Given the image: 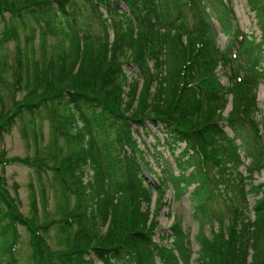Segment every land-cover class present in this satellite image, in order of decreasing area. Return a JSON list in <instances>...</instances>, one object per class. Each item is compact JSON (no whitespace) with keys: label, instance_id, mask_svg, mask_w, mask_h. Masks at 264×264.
Masks as SVG:
<instances>
[{"label":"trees","instance_id":"obj_1","mask_svg":"<svg viewBox=\"0 0 264 264\" xmlns=\"http://www.w3.org/2000/svg\"><path fill=\"white\" fill-rule=\"evenodd\" d=\"M219 1L236 15L229 0ZM206 2L0 0V17L10 15L0 34V140L18 118L32 126L40 123V139L34 128L35 156H9L1 149L0 166L33 168L43 209L50 192L55 201L54 211L40 218L31 184V216L25 215L5 172L0 173V264H264V195L254 219L247 201L249 190L264 193V187L240 171V126L258 141L264 160L263 128L256 119L258 85L235 64L237 49L251 41L238 29V48H221L213 18L220 23L224 18L215 17ZM248 2L258 15L264 45V0ZM187 10L194 26H188ZM94 20L102 24L100 35L92 30ZM49 34L57 35L55 44ZM10 41L15 42V65L8 61ZM127 67L137 73L128 75ZM219 67L227 68L229 85L221 82ZM251 69L264 75L255 64ZM44 120L51 136L42 150ZM76 130L83 134L72 143ZM144 136L153 138V150ZM160 147L175 158L177 169ZM148 155L162 168L159 184L143 176L144 168L153 170ZM263 167V162L249 166L250 177ZM49 174L51 191L43 179ZM167 182L179 195L201 198L196 213L221 225L212 238L196 237L193 261L180 221L154 241L160 225L152 217L154 192L164 193ZM162 196L155 200L158 211L166 204ZM209 202L217 207L202 211ZM20 225L30 235L25 263L18 255Z\"/></svg>","mask_w":264,"mask_h":264},{"label":"rangeland","instance_id":"obj_2","mask_svg":"<svg viewBox=\"0 0 264 264\" xmlns=\"http://www.w3.org/2000/svg\"><path fill=\"white\" fill-rule=\"evenodd\" d=\"M230 6H233L235 10V14L230 13V10L226 5H224L219 0H207V6H209L213 13H215V17L224 18L221 23L213 18L214 26L216 28V35L214 36L217 40L218 44L221 48H227V50L238 48V29L247 33L250 39V44L245 46L244 48H238L239 51V59L236 61V67L241 70V74L245 76L254 77L255 83L258 85V100L259 106L261 108V112L257 114L256 119L260 120L259 125L263 128L264 135V75L262 77L256 74V71L252 70L253 64H255L258 71H264V45L260 42L262 36V30L260 23L258 21V15L251 8L248 0H229ZM188 26L195 25V19H193L192 13L187 10ZM9 14H5L4 17H0V34L3 32L7 23L9 21ZM221 16V17H220ZM259 18L263 20L262 14L259 13ZM264 21V20H263ZM92 30L95 35L102 34V24L98 20L93 21ZM111 40L114 38V33L112 27L109 29ZM49 43L55 44L57 42V35L49 34L48 36ZM40 37L35 40L36 49L39 48ZM8 61L10 64L15 65V42L10 41L8 43ZM241 65V67L238 66ZM252 65V66H250ZM227 68L219 67L218 73L221 76V82L225 85H229V78L226 75L225 71ZM128 75H135L137 73L134 67H127ZM7 77L9 80H12V70L7 71ZM8 93V91H7ZM24 93H18V98L23 97ZM231 108V103L227 108V111ZM36 127V131L38 133V138L40 139V123L35 126L27 123L26 120L18 118L16 124L14 125L12 131L7 133L3 139L0 140V150L5 149L9 156H35L37 153L36 143L34 141V128ZM241 130L243 133V159L244 164L240 167V171L243 176H247L248 179H254V184H263L264 187V167L261 173H257L253 178L250 177L248 167L254 166L255 164L262 163L264 166V160L261 158L259 151L261 148L259 147L258 141L254 139L252 136L248 135L245 129ZM226 131L233 135L234 131L231 126L226 125ZM238 132V131H237ZM26 134V135H25ZM81 131H73L72 132V143L77 139V135H82ZM42 136L43 140L39 142L38 147L42 150L46 149V146L50 142V123L48 120H44L42 123ZM143 139L146 141V144L152 149L153 138L151 136H144ZM63 146H66L67 140L64 137L60 139ZM240 142V140H239ZM139 145L143 148V144ZM153 150V149H152ZM151 150V151H152ZM160 150H165L167 156L170 158L173 166L177 169L175 158L172 157L166 149L160 147ZM148 160L151 162V166L153 170L144 168L143 176L147 183L149 184H159L160 176L163 174L162 168L156 165L153 156H147ZM5 172V176L7 178V186L10 189L11 193L18 198L19 206L21 211L27 215L31 216V184L34 187L38 197V205H39V216L42 218L45 212H53L55 208V201L52 196V192H50V202L48 205V209L46 211L43 209L42 201H41V192H40V183L37 177L35 170L23 163H13L6 165L5 167L0 166V173ZM51 178V174L48 176H44L45 182L49 191V179ZM164 185L162 192H154V199L152 203L153 214L152 217H155L160 223L158 229L156 230L154 241L159 242L160 234L171 232V226L176 222L180 221L182 224V228L186 231L188 238L191 242L190 247L193 250V254L191 260H195L197 257L198 243L196 237L199 235H205L209 238H212L214 235V230L218 231L221 228V225L215 219L205 220V216L202 212L196 213L195 208L200 206L201 198L195 199L190 197L189 193H181L180 195L176 192L175 187H173L170 183H166ZM194 187V186H193ZM192 187V188H193ZM247 189H250V185H248ZM161 194H163L162 199L166 202L165 205H162L161 209L158 211L155 200L160 199ZM264 193L258 191H250L247 195L248 201V209L251 214L252 219L255 218V206L258 204L259 200L263 197ZM202 196V195H201ZM203 197V196H202ZM159 204V203H158ZM207 204V203H205ZM202 206V205H201ZM217 207L216 203L209 202L207 205H203V209H209L212 211V208ZM202 208V207H201ZM208 211V210H207ZM18 229L21 233V248L18 252V255L22 258L25 263L28 260V256L31 251V247L28 245L30 235L29 231L25 226H18ZM50 242L53 247H57L56 242L53 239H50ZM169 246L171 245V241L168 242ZM166 244V242H165ZM96 264H101L99 261Z\"/></svg>","mask_w":264,"mask_h":264}]
</instances>
